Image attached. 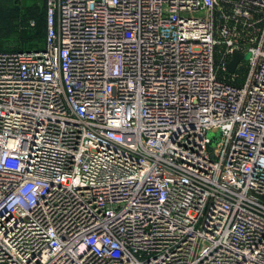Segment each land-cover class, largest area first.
<instances>
[{
	"label": "built area",
	"instance_id": "obj_1",
	"mask_svg": "<svg viewBox=\"0 0 264 264\" xmlns=\"http://www.w3.org/2000/svg\"><path fill=\"white\" fill-rule=\"evenodd\" d=\"M44 1L0 50V264H264V0Z\"/></svg>",
	"mask_w": 264,
	"mask_h": 264
},
{
	"label": "rangeland",
	"instance_id": "obj_2",
	"mask_svg": "<svg viewBox=\"0 0 264 264\" xmlns=\"http://www.w3.org/2000/svg\"><path fill=\"white\" fill-rule=\"evenodd\" d=\"M44 6V0H0V50L5 46L17 45L22 39L19 36L24 28H29L28 6ZM42 7L41 8L42 10ZM249 56L245 53V58Z\"/></svg>",
	"mask_w": 264,
	"mask_h": 264
},
{
	"label": "trees",
	"instance_id": "obj_3",
	"mask_svg": "<svg viewBox=\"0 0 264 264\" xmlns=\"http://www.w3.org/2000/svg\"><path fill=\"white\" fill-rule=\"evenodd\" d=\"M32 4V6H28L27 10L29 11L30 20L34 21L33 24L28 23L29 28H24L19 34L21 37V43L19 42L17 45L5 46L3 49H38L41 48L45 38V30H46V22H45V1L44 6Z\"/></svg>",
	"mask_w": 264,
	"mask_h": 264
},
{
	"label": "water",
	"instance_id": "obj_4",
	"mask_svg": "<svg viewBox=\"0 0 264 264\" xmlns=\"http://www.w3.org/2000/svg\"><path fill=\"white\" fill-rule=\"evenodd\" d=\"M243 58V54L239 51H233L231 60L227 63V69L232 72L239 60Z\"/></svg>",
	"mask_w": 264,
	"mask_h": 264
}]
</instances>
